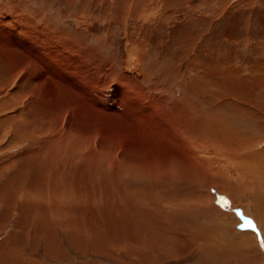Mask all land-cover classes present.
I'll return each instance as SVG.
<instances>
[{
    "label": "rangeland",
    "instance_id": "obj_1",
    "mask_svg": "<svg viewBox=\"0 0 264 264\" xmlns=\"http://www.w3.org/2000/svg\"><path fill=\"white\" fill-rule=\"evenodd\" d=\"M0 21L49 31L101 78L130 80L174 114L183 103L221 132L250 138L254 157L264 153V0H0ZM4 47L0 89L4 54L19 51ZM39 82L28 87L42 92L49 83ZM2 94L0 264H264V194L172 168L116 173L80 143L51 149L37 139L50 125L41 112ZM262 166L254 182H264ZM244 233L257 241L243 246Z\"/></svg>",
    "mask_w": 264,
    "mask_h": 264
},
{
    "label": "bare ground",
    "instance_id": "obj_2",
    "mask_svg": "<svg viewBox=\"0 0 264 264\" xmlns=\"http://www.w3.org/2000/svg\"><path fill=\"white\" fill-rule=\"evenodd\" d=\"M40 29L27 25L12 27L0 21V47L19 50L16 54H4L9 77L0 91L8 102L12 100L11 104L23 97L26 100L22 104L33 105L36 112H41L36 117L45 119V124L50 123L43 130L45 135L42 131L40 138L37 137L43 144L51 149L71 146L74 142L83 144L96 162L101 157L108 159L107 163L116 173L136 169L140 174V171L158 174L170 172L172 168L182 177L197 179L207 175L210 186L220 185L228 192L233 193L239 185L236 182H240L248 192L255 189L259 195L264 194V182L253 181L254 174L260 175L258 169L264 165V153L254 157L253 150L258 148L253 144L251 147L250 138L240 139L231 132H221L218 121L207 120L201 112L191 115L190 107L183 103L174 104L176 114L171 113L170 107L167 111L155 103L156 99L150 102L143 91L138 93V87L128 83L130 80L121 79L124 82L116 83L108 80V76L101 78L87 60L72 53V47L54 41L49 31ZM129 53L130 59L135 60L132 51ZM32 77L40 81L38 85L48 81L44 91L37 89V84L28 87ZM239 80L247 81L246 78ZM47 112L51 121L50 117L43 116ZM253 170L258 171L252 173ZM253 234H241L240 243L246 246L250 239L256 242ZM260 234L263 241L264 235Z\"/></svg>",
    "mask_w": 264,
    "mask_h": 264
},
{
    "label": "crops",
    "instance_id": "obj_3",
    "mask_svg": "<svg viewBox=\"0 0 264 264\" xmlns=\"http://www.w3.org/2000/svg\"><path fill=\"white\" fill-rule=\"evenodd\" d=\"M250 247H252V248H251L252 250H250L251 253L255 254L256 257L259 259V254H258V251H259V250L257 251V247H256L255 243H253Z\"/></svg>",
    "mask_w": 264,
    "mask_h": 264
},
{
    "label": "water",
    "instance_id": "obj_4",
    "mask_svg": "<svg viewBox=\"0 0 264 264\" xmlns=\"http://www.w3.org/2000/svg\"><path fill=\"white\" fill-rule=\"evenodd\" d=\"M237 211H238L239 215L241 216V218L243 219V224L242 225L245 226L246 222L248 221L247 217L242 214V210L238 209Z\"/></svg>",
    "mask_w": 264,
    "mask_h": 264
},
{
    "label": "snow or ice",
    "instance_id": "obj_5",
    "mask_svg": "<svg viewBox=\"0 0 264 264\" xmlns=\"http://www.w3.org/2000/svg\"><path fill=\"white\" fill-rule=\"evenodd\" d=\"M248 225L251 226V222L250 221L248 222ZM262 246H264V245H262Z\"/></svg>",
    "mask_w": 264,
    "mask_h": 264
}]
</instances>
